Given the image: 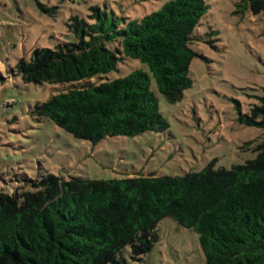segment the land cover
Wrapping results in <instances>:
<instances>
[{
	"label": "trees",
	"instance_id": "obj_1",
	"mask_svg": "<svg viewBox=\"0 0 264 264\" xmlns=\"http://www.w3.org/2000/svg\"><path fill=\"white\" fill-rule=\"evenodd\" d=\"M237 6L238 14L264 11V0ZM209 9L207 0H167L138 18L99 6L91 8L92 21L71 16L70 38L17 60L24 82L86 80L117 70L122 55L148 70L51 94L30 113L91 141L166 131L170 122L152 81L168 102L191 87L194 42L205 40L196 32ZM257 98L260 104L240 120L264 127V89ZM255 150L254 158L229 168L210 163L181 175L110 179L45 173L35 190L0 188V264H131L127 254L149 252L165 217L198 234L205 264H264V139Z\"/></svg>",
	"mask_w": 264,
	"mask_h": 264
},
{
	"label": "rangeland",
	"instance_id": "obj_2",
	"mask_svg": "<svg viewBox=\"0 0 264 264\" xmlns=\"http://www.w3.org/2000/svg\"><path fill=\"white\" fill-rule=\"evenodd\" d=\"M167 0H0V188L9 193L35 190L43 174L110 179L149 175H181L212 163L232 167L256 156L264 127L241 122L260 104L264 89V11L238 14L240 0H207L210 9L197 28L199 56L190 65L191 87L176 102L155 91L162 115L170 122L164 132L137 136H106L97 141L78 138L30 110L51 94L82 84H98L125 76L137 59L122 55L117 70L86 80L59 84L27 83L15 64L36 48L54 47L71 37L68 19H90L91 8L138 18ZM55 6L56 12L46 10ZM213 36L209 32L216 31ZM210 40H212L210 42ZM110 46L118 47V42ZM158 239L131 264H205L198 234L165 217Z\"/></svg>",
	"mask_w": 264,
	"mask_h": 264
}]
</instances>
